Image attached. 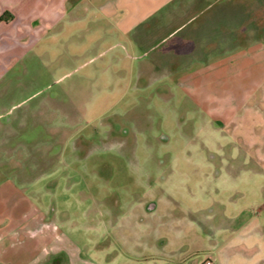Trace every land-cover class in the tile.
Here are the masks:
<instances>
[{
    "label": "rangeland",
    "instance_id": "obj_1",
    "mask_svg": "<svg viewBox=\"0 0 264 264\" xmlns=\"http://www.w3.org/2000/svg\"><path fill=\"white\" fill-rule=\"evenodd\" d=\"M178 7L0 55V186L52 206L72 264H264L262 91H223L218 33Z\"/></svg>",
    "mask_w": 264,
    "mask_h": 264
},
{
    "label": "crops",
    "instance_id": "obj_2",
    "mask_svg": "<svg viewBox=\"0 0 264 264\" xmlns=\"http://www.w3.org/2000/svg\"><path fill=\"white\" fill-rule=\"evenodd\" d=\"M145 1L154 6L147 8ZM180 1L185 7L173 8L169 13L171 20L181 13L193 18L191 32L218 33L217 48L221 47L224 52L215 63L222 72L233 73L232 84L226 82L223 91H250L243 92L242 104L255 95L252 91H262L260 103L264 106V0ZM175 2L177 0H0V55L34 45L44 35L62 27L67 17H78L76 14L81 10L100 15L110 24L112 17H116V28L129 35L151 15ZM216 12L218 19L213 18ZM196 17L201 19L196 21ZM207 46L208 53L216 49L213 41H208ZM156 207L152 201L145 209L151 212ZM52 210V206L45 211L35 207L18 187L0 186V264H72L71 256L63 248L64 233L51 217ZM61 255L65 262H61Z\"/></svg>",
    "mask_w": 264,
    "mask_h": 264
},
{
    "label": "built area",
    "instance_id": "obj_3",
    "mask_svg": "<svg viewBox=\"0 0 264 264\" xmlns=\"http://www.w3.org/2000/svg\"><path fill=\"white\" fill-rule=\"evenodd\" d=\"M204 264H214V262L211 259H206Z\"/></svg>",
    "mask_w": 264,
    "mask_h": 264
}]
</instances>
